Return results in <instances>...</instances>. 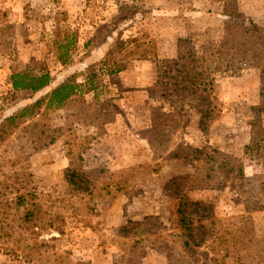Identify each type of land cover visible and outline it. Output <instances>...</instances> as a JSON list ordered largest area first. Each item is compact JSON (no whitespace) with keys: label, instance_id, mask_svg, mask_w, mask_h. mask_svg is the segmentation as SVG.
<instances>
[{"label":"rangeland","instance_id":"rangeland-1","mask_svg":"<svg viewBox=\"0 0 264 264\" xmlns=\"http://www.w3.org/2000/svg\"><path fill=\"white\" fill-rule=\"evenodd\" d=\"M120 4L131 6L125 20L103 32ZM62 19L79 28L74 63L67 67L56 63L48 45ZM226 20L264 24V0H0V120L79 73L68 104L48 109L0 147V169L31 172L37 190L63 192L72 162L113 190L94 198L99 214L91 226L80 223L40 239L56 236L57 250L91 264H264L235 255L236 247L249 255L264 236V167L248 153L249 125L264 126V55L258 67L236 65L224 76L213 67L217 79L206 86L220 106L205 125L207 101H200L198 77L191 79L200 72L202 45L218 43ZM132 29L147 34L140 41L156 39L159 56L131 60L111 78L99 61L119 31L126 38ZM165 58H178L173 70L161 66ZM34 60L49 65L51 85L11 98V71ZM48 133L54 141L42 147ZM210 153L241 158L243 178L221 185L217 170L206 175L200 159ZM180 197L187 203L189 235L179 225ZM191 238L192 244L203 239L196 254L184 243ZM0 264L24 262L0 253Z\"/></svg>","mask_w":264,"mask_h":264},{"label":"trees","instance_id":"trees-1","mask_svg":"<svg viewBox=\"0 0 264 264\" xmlns=\"http://www.w3.org/2000/svg\"><path fill=\"white\" fill-rule=\"evenodd\" d=\"M131 6L120 4L117 13L113 15L110 24L103 30L109 33L111 27L119 25L125 20L124 13ZM140 8V7H139ZM144 9L142 11H146ZM130 18L128 15L127 19ZM132 28V27H131ZM223 34L217 44L202 45L201 54L197 56L200 61V72L191 77L192 80H200L202 86V99L207 105L202 109L203 125L207 124L208 114L212 116L219 109V103H214L215 93L208 88L207 84H214L216 76L211 75V70L216 65L220 76H224L231 67H244L246 63L258 67L257 58L264 55V24H256L250 21L248 24L238 23L231 20L223 22ZM139 36H147L132 29L125 38L122 30L109 46L99 64L107 71L111 78H116L120 72L126 69L131 60H145L149 57H157L159 54L156 39L140 41ZM79 43V28L74 21L60 20L48 40L49 50L54 54L56 63L61 67H67L74 63V53ZM154 43V44H152ZM88 39L84 46H89ZM178 64V58H165L161 66L174 69ZM166 70V69H165ZM170 71V70H169ZM78 72L67 76L56 86L51 85L52 73L49 65L44 60H34L21 69H13L10 74L12 85L10 96L14 97L21 92L35 95L45 87L50 86V92L36 98L33 102L23 105L10 115L0 120V147L18 136L20 132L33 122L38 123L50 108H62L70 102V98L77 92ZM213 74V73H212ZM215 74V73H214ZM208 77L203 81L202 76ZM158 77V76H157ZM122 90V83L114 82ZM166 86V83L163 84ZM167 90V89H166ZM169 91L165 94L172 96ZM259 100L264 104V71L261 72ZM44 108L45 111L42 110ZM151 132V131H150ZM248 153L262 161L264 167V126L259 123H251L248 131ZM54 141L52 134L46 135V141L41 146H47ZM221 158L210 153L201 161V166L206 170V175H213L216 170L220 184L225 185L228 180L243 178L244 166L241 158ZM12 161V165H15ZM219 162V163H218ZM16 166V165H15ZM31 172H20L17 169H0V253L9 254L14 259L23 261L24 264H91V261L70 257V251H59L54 240L56 236L40 239L42 235L57 233L65 234L73 225L80 223L91 226V217L99 214L95 208L94 198L100 193L110 194L113 190L110 183L100 184L87 171L77 168L71 162L64 174L66 189L63 192L37 190L30 182ZM208 186V185H207ZM114 190H122L116 187ZM186 200L180 197L177 207L179 225L181 231L191 234L192 227L186 216ZM123 229L125 227H122ZM234 241L235 239L232 238ZM13 241L14 245L10 243ZM184 241V240H183ZM194 239H185L186 247L191 248L192 253L198 252V246L202 245L203 239L192 242ZM243 242L245 239L243 238ZM254 243H260L249 255L236 247V256H253L258 262L264 260V236L256 238ZM235 243L231 245L233 246Z\"/></svg>","mask_w":264,"mask_h":264}]
</instances>
